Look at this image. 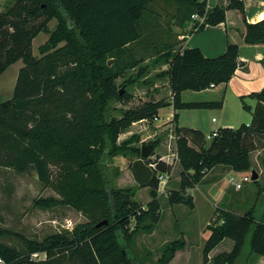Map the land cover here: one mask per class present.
I'll return each instance as SVG.
<instances>
[{
	"label": "trees",
	"instance_id": "1",
	"mask_svg": "<svg viewBox=\"0 0 264 264\" xmlns=\"http://www.w3.org/2000/svg\"><path fill=\"white\" fill-rule=\"evenodd\" d=\"M230 9L243 15L245 42L264 44V19L249 23L242 0L214 8L202 0H16L0 12V77L21 57H31L20 68L13 98L0 103V125L7 130L0 133V166L20 173L34 167L39 179L50 186L49 158L63 161L68 172L59 188L68 198L41 199L45 207L72 204L78 208L83 201L97 198L92 209H84L89 222L43 241H28L26 255L0 239V258L7 264H138L130 242L141 232H152L159 222V175L171 173L172 165L159 155L153 158L155 150L143 158L139 147H130V140L120 144V135L136 122L153 121L169 106L175 109V123L178 110L223 107V99L186 102L182 93L227 84L240 64L239 45L229 43L224 54L207 57L199 48L183 49V44L208 25L226 22ZM194 15L204 21L194 20ZM41 17L44 20L36 23ZM53 19L58 24L51 31ZM189 22L194 25L185 31ZM42 32L50 35L40 47L43 56L32 57L33 40ZM61 42L65 45L60 47ZM157 56L170 64L166 74L171 100L122 110L121 117L109 121L106 114L111 101L131 99L120 89L118 79ZM250 96L258 101L253 110L244 103L252 111L251 123L218 129L208 145L202 130L176 126L182 172L179 189L169 192L171 204L193 207L189 190L219 165L236 172L255 169L253 151L264 148V89ZM126 150L138 155L130 164L135 180L151 189L147 205L134 200V188L112 184L110 160ZM254 182L259 185V179ZM104 220L109 223L97 227ZM209 229L203 264L226 238L235 242L234 248L215 256L214 264H237L243 256L246 262L252 254L264 257V208L245 215L220 210L217 223ZM184 244L177 240L167 245L159 264H169ZM34 253H46L47 258L36 260Z\"/></svg>",
	"mask_w": 264,
	"mask_h": 264
},
{
	"label": "rangeland",
	"instance_id": "2",
	"mask_svg": "<svg viewBox=\"0 0 264 264\" xmlns=\"http://www.w3.org/2000/svg\"><path fill=\"white\" fill-rule=\"evenodd\" d=\"M15 2L16 0H0V11H4ZM43 20L44 17H41L36 23L39 24ZM57 24V19H53L49 23L51 31L56 29ZM49 37L50 35L42 32L33 40L32 57L40 58L43 56L40 52V47L48 41ZM63 45H65V42L59 44L60 47ZM30 58L26 56L21 57L11 64L6 72L2 74V77H0V103L13 98L14 88L20 68L23 67ZM113 63L114 60L111 64ZM74 65L75 64H72L70 67H73ZM169 68L170 64L167 63V60L162 56H157L146 60L142 65L135 69L128 70L124 76L118 79V84L122 91L125 90L126 93L131 95V99L126 103L115 100L111 101L110 109L106 114L107 119L110 121L114 117H121L122 110L138 108L149 101H170L171 90L168 84L169 77L166 74V71H168ZM142 69H144L143 72ZM129 78L131 79L129 81L131 83H128ZM199 92L201 91L187 90L184 97L187 100H220L219 97L217 98L214 96V92L212 91ZM209 110H213V112L209 113ZM181 113L184 122L188 123L189 120H196L197 124L207 128L204 129L207 131L211 121L210 119L213 116L218 118L219 109H199L194 112V117L190 116L193 112L189 111V109L184 110ZM243 115L244 118L245 116L247 118L252 116V114L246 110ZM155 122L156 119L144 123H134L125 133L120 135L119 143L123 144L130 140V147L136 146L142 150L143 144L155 142L157 149L154 152L155 154L153 158L158 156L159 151L163 153V149H167L166 153H169V155L172 154L169 148H163V144L170 146L172 151L176 152L177 137L174 135L175 131L171 129L159 131L160 128L156 126ZM243 124H247V121H240L237 126ZM5 131L7 130L0 125V133ZM211 132L212 130L209 133ZM129 152L135 154L131 150H126L121 151L117 155L123 153L127 154ZM137 156L138 155L135 154L136 158ZM252 160L254 168L260 175L259 185L254 181L245 182L242 185L243 188L238 192L235 190L238 189L236 184L233 183L234 185L229 188L228 200L229 203H232L234 206L236 205V208L230 206L229 203L225 205L241 215H245L249 211L260 213L264 208V148L255 149L252 154ZM49 161H51L49 171L52 177V184L50 186H47L39 179L38 172L34 167L25 173H20L13 167L0 166V239L8 246L18 249L23 255L29 253L27 247L28 241H43L52 234L65 233L67 231L70 232L78 225L89 222L88 214L84 209H92L97 202V198H91L90 200L83 201V204L78 208L72 204H58L55 207H45L41 205V199L52 197L58 201H62L63 199L68 198L65 196V192L59 188L61 183L66 181L65 176L68 172L67 165L63 163V161H52V158H49ZM119 168L120 166L117 163H114L112 158L108 165V171L111 176L112 184L115 187H117L115 180H118L119 178ZM177 176L178 174L176 173L168 184H166L167 186L163 191L162 187L165 184H160L159 195L161 206L169 203V192L178 187ZM208 177L209 180H211L215 177L214 173H211ZM227 178H229V176L225 177L226 180ZM238 178L239 176H236V179ZM120 184L121 186L123 185V187L131 186V184L127 185V182H122ZM199 187L203 188V183L200 182ZM149 190L150 188L148 187L141 188L140 192L138 189H135L136 193L134 200L141 205L147 204L151 199ZM201 201H203V199ZM219 206L224 207L222 204ZM212 208L215 210L217 207L215 208L212 206ZM205 217L206 215L202 211V214H197V219L193 222V224H195L193 232L196 236V240H198L201 235L200 228L201 224L205 222ZM216 223L217 221L213 222V224ZM141 235L142 234L136 235L132 239L129 248L138 261V264H159L161 258L159 256H162L167 244H163L160 241V236L157 234L151 237L145 236L144 238H142ZM204 236L206 237V235ZM227 246L226 243L221 244L216 252L226 250ZM197 255L199 259L194 257L192 264H198L197 260L205 261V259H202L201 250H198ZM32 257L36 260H44L47 258V254L39 253L37 257H34L33 255ZM177 261L179 262L180 259ZM207 263L208 261L206 264ZM236 263L264 264V257L252 254L249 256L248 261L244 262L243 256L239 258Z\"/></svg>",
	"mask_w": 264,
	"mask_h": 264
},
{
	"label": "crops",
	"instance_id": "3",
	"mask_svg": "<svg viewBox=\"0 0 264 264\" xmlns=\"http://www.w3.org/2000/svg\"><path fill=\"white\" fill-rule=\"evenodd\" d=\"M202 1H206L209 8H214L217 5L226 6L229 4V0ZM242 1H244L245 3V16L249 23H257L264 19V0ZM193 25L194 22H189L184 28L185 31L190 30ZM175 30L180 32L182 31V29L180 28H176ZM245 31L246 27L243 21V15L238 12V10L230 9L227 11L226 22L215 26L208 25L203 31L193 33L185 40L183 49L199 48L207 57H218L224 54L229 43L238 44L240 64L234 76L227 84L216 85L213 88L210 87L207 90L199 92L202 93L206 91H212L214 92L215 97L223 99V107L219 109V116L218 118L213 116L210 119L211 121L209 123V128L207 131L204 130L207 128L203 127L200 124H197L196 120H193L192 118V120H189L188 123L184 122L181 112L188 109L178 110L179 118L177 123H175V109L173 106H169L160 110L159 116L155 122L156 126L160 128L159 131L166 129L175 131L176 126L192 127L200 130L203 129L202 132L206 137L208 135L207 133H209L211 130L213 132L214 130H218L220 128L237 129L240 127L237 126L238 123L244 120L247 121L248 125L251 123L253 119L252 111L245 109L244 103L249 105L253 110L256 107L258 101L250 95L253 93L261 92L264 89V44L246 43L244 40ZM185 93L186 91L182 93V99L184 101H199L185 99ZM197 110L199 109H189V111L193 112L190 114V116L194 117V112ZM245 110L249 111L252 116L248 118L245 116L244 118L243 114ZM212 112L213 110H209V113ZM144 122L147 121H141L140 123ZM210 142L211 140H207V145L210 144ZM163 148H169L172 152L171 155H169V153H166L167 149H163V153L161 151L158 152V155L163 160L172 165L171 173L166 174V184H168V182L177 173L178 187L172 189L177 190L180 187L182 172V167L178 155L177 157L173 156L174 153H177V147L175 148L176 152H173L172 148L166 144H163ZM156 149L157 148H155V150ZM136 159L137 158L135 157V154H132L131 152L127 153L126 155L120 154L113 157V162L117 163L120 166L118 176L119 178L118 180H115V184L117 186L116 188L131 187L134 189H138L139 192L141 191V188L143 187H140L135 180L130 167V164ZM211 173H214L215 177L209 180L208 176H210ZM247 174L248 172H236L223 165H219L213 168L206 174V176L203 178V181H201V183H203L204 189L199 187L198 184L195 188L189 190L188 193L193 196V207L184 203L171 204L169 202L168 204L161 206L160 220L155 224L152 232H141L139 234H142V238H144L145 236H155L157 234L160 236V241L163 244L167 245L177 240L183 241L185 243L184 247L176 251L169 264H192L194 257L198 258V250H201L202 259H204V247L211 235V230L209 229L210 225H213V222L217 221L220 210H232L231 208L229 209L227 206H225L229 203V188L234 185L232 178L234 177L235 181H239ZM226 176H229L227 180L225 179ZM236 176H239V178L236 179ZM122 182H127V185L131 184V186L123 187V185L121 186L120 184ZM166 186L167 185L162 188V191L165 190ZM242 188L243 187H241L240 189ZM240 189L235 190L240 192ZM149 192L151 194V189L149 190ZM201 197L203 201H201ZM221 204L224 207L219 206ZM229 204L233 208H236V205L234 206L232 203ZM212 206L217 208L214 210ZM202 211L206 215V217L204 218L205 222L201 224V235L199 236L198 241L195 239L196 236L193 232V229L195 228V224H193V222L195 219H197V214H202ZM221 222H223V220H221ZM204 235H206V237ZM223 243H226L228 245L226 247V250L216 252L220 245ZM234 245L235 242L232 239H224L213 251L210 252V261L207 264H214L213 258L215 256L224 252H231L234 248ZM159 257H161V255ZM178 259H180L179 262L177 261ZM197 262L198 264L204 263L203 260H197Z\"/></svg>",
	"mask_w": 264,
	"mask_h": 264
},
{
	"label": "built area",
	"instance_id": "4",
	"mask_svg": "<svg viewBox=\"0 0 264 264\" xmlns=\"http://www.w3.org/2000/svg\"><path fill=\"white\" fill-rule=\"evenodd\" d=\"M1 12V11H0ZM193 18H194V20H200L201 22H203L204 21V18H200V17H198L197 15H194L193 16ZM211 87L213 88V87H215V85L214 84H212L211 85ZM155 119H157V117L155 118ZM218 135V130H214L213 132H211L210 134H208L207 136H206V140H212L215 136H217ZM177 153H174V156L175 157H177ZM167 176L166 175H164V174H160L159 175V179H160V184H165L166 185V183H167V178H166ZM232 181H233V183H235L236 184V187L238 188V189H240L241 187H242V185H243V183H245V182H250V181H253L252 180V173H251V171H249L248 172V174L247 175H245L244 177H242L239 181H235L234 180V177L232 178ZM164 185V186H165ZM163 186V187H164ZM162 187V188H163ZM34 257H37L38 255H39V253H34V254H32ZM0 264H7V262L3 259V258H0Z\"/></svg>",
	"mask_w": 264,
	"mask_h": 264
},
{
	"label": "water",
	"instance_id": "5",
	"mask_svg": "<svg viewBox=\"0 0 264 264\" xmlns=\"http://www.w3.org/2000/svg\"><path fill=\"white\" fill-rule=\"evenodd\" d=\"M114 59H110L109 60V64H111V62L113 61ZM155 150V145L152 144V143H148V144H143L142 145V150H141V156L143 158H147L149 156H151L152 152ZM251 173H252V180L255 181V180H258L260 178V175L259 173L255 170V169H251L250 170ZM109 223L108 220H104V221H101L97 224V227H101L103 225H107Z\"/></svg>",
	"mask_w": 264,
	"mask_h": 264
}]
</instances>
